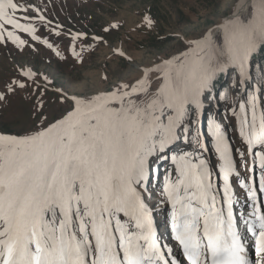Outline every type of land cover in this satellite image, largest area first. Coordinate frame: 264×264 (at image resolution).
Returning <instances> with one entry per match:
<instances>
[{"label": "snow or ice", "instance_id": "snow-or-ice-1", "mask_svg": "<svg viewBox=\"0 0 264 264\" xmlns=\"http://www.w3.org/2000/svg\"><path fill=\"white\" fill-rule=\"evenodd\" d=\"M10 11L21 9L13 0H0V21L35 31L9 18ZM223 31V50L209 38L183 63L157 69L164 73V86L143 107L117 92L75 100L63 121L35 135L0 134V264H168L137 191L146 161L175 139L188 108L199 106L218 70L230 63L244 72L250 54L264 46V0H253L249 20L232 21ZM8 38L22 43L11 32ZM239 112L248 145L264 148V110L258 112L253 100ZM212 135L222 161L227 211L217 203L204 161L174 160L179 171L167 191L176 209L175 238L190 264H246L227 191L233 160L215 123ZM258 221L248 224L264 256V215Z\"/></svg>", "mask_w": 264, "mask_h": 264}, {"label": "rangeland", "instance_id": "rangeland-1", "mask_svg": "<svg viewBox=\"0 0 264 264\" xmlns=\"http://www.w3.org/2000/svg\"><path fill=\"white\" fill-rule=\"evenodd\" d=\"M238 1L17 0V6L22 8L24 14L10 11L9 18H20L17 23L35 31H19L0 21L6 34L11 32L18 37V41H22L19 43L8 39L5 43L0 39V97H3L0 99V134L28 137L47 130L72 112L75 100H89L119 92L121 96L127 93L141 107L149 104L158 98L164 86V73L150 72L141 84L145 73L159 69L157 64L167 60L166 64L183 63L190 58L189 52L195 49L194 46L203 44L202 40L210 33L207 41L210 38L214 45L216 31L232 15ZM35 7L56 26L27 20ZM252 11L253 6L244 21L250 19ZM222 36L217 37L215 45L221 50L224 48L223 42H219ZM171 37L173 40L167 41ZM159 40L164 42L160 43ZM223 67L231 71L228 77L231 84L233 67L240 69L230 63ZM145 83L146 88L140 87ZM21 84L23 88L19 87ZM133 85L138 86L136 93L139 94L130 96ZM238 93L240 89L237 93L230 90L228 103L226 99L208 100L207 121L211 126L219 121L221 126L227 125L233 143L239 150H245L246 146L237 136L238 125L232 118L237 113L234 107ZM207 105H202L203 110ZM247 105L250 108L251 104ZM190 108L193 112L197 109L196 106ZM206 115L207 112L201 124L205 122ZM197 124V115L188 114L176 132L184 141L188 140L185 129L190 131L192 145L183 142V152L174 149L175 152L185 156L196 149ZM209 134L212 136V132ZM151 156L152 160L156 159L155 153ZM149 165L146 166L144 179L152 171ZM163 166L165 174L167 165ZM246 173V179L251 181L247 170L243 175ZM159 188L151 187L158 197L161 186ZM162 202L156 209L160 210L158 213L161 214H157L160 220L164 219L168 208V204Z\"/></svg>", "mask_w": 264, "mask_h": 264}, {"label": "trees", "instance_id": "trees-1", "mask_svg": "<svg viewBox=\"0 0 264 264\" xmlns=\"http://www.w3.org/2000/svg\"><path fill=\"white\" fill-rule=\"evenodd\" d=\"M205 38V37H204ZM203 39V38H202ZM156 41V39H153ZM173 38H169L167 41H171ZM221 39H219V42ZM158 42L162 43L164 41L159 40ZM124 62V60H123ZM250 67H251V73L253 75V81L255 84L259 86L260 90V98L262 101V104L264 106V46L258 45L257 48L251 53L250 56ZM230 72L228 67H222L221 70H218L214 77L211 80V84L214 87V96L216 97L217 101H224L226 99V103L229 102V91L237 92V84H238V77L237 73L235 71V85L232 87L230 83H228V77L230 75ZM162 72H159V75H161ZM251 79H247V92L244 96L247 103L251 104V102L254 100L253 97V86H252ZM146 84V83H145ZM230 88V89H229ZM224 92V94H223ZM108 96V95H106ZM209 103V102H208ZM209 105V104H208ZM209 110V109H208ZM190 113H194L193 109L190 108L187 111V115ZM211 128V127H210ZM209 130V128H207ZM164 150V149H163ZM158 150V154H160V151Z\"/></svg>", "mask_w": 264, "mask_h": 264}, {"label": "bare ground", "instance_id": "bare-ground-1", "mask_svg": "<svg viewBox=\"0 0 264 264\" xmlns=\"http://www.w3.org/2000/svg\"><path fill=\"white\" fill-rule=\"evenodd\" d=\"M252 6H253V0H239L238 3L236 4L234 12L232 13L231 16H229L226 19L223 26L229 24L232 21L241 20V19L245 20ZM223 26L221 30H223Z\"/></svg>", "mask_w": 264, "mask_h": 264}]
</instances>
